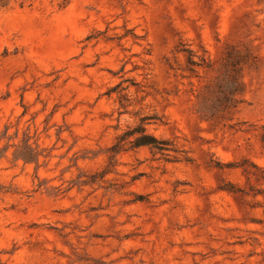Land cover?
<instances>
[{
    "label": "rangeland",
    "instance_id": "1",
    "mask_svg": "<svg viewBox=\"0 0 264 264\" xmlns=\"http://www.w3.org/2000/svg\"><path fill=\"white\" fill-rule=\"evenodd\" d=\"M0 264H264V0H0Z\"/></svg>",
    "mask_w": 264,
    "mask_h": 264
},
{
    "label": "trees",
    "instance_id": "2",
    "mask_svg": "<svg viewBox=\"0 0 264 264\" xmlns=\"http://www.w3.org/2000/svg\"><path fill=\"white\" fill-rule=\"evenodd\" d=\"M132 134H141L135 141V147L150 146L152 148H157L156 144L159 143V141L153 136L148 135L144 126L135 128Z\"/></svg>",
    "mask_w": 264,
    "mask_h": 264
}]
</instances>
